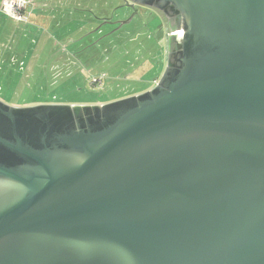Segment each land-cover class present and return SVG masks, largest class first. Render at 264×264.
I'll list each match as a JSON object with an SVG mask.
<instances>
[{"label":"water","instance_id":"1","mask_svg":"<svg viewBox=\"0 0 264 264\" xmlns=\"http://www.w3.org/2000/svg\"><path fill=\"white\" fill-rule=\"evenodd\" d=\"M176 18L153 88L0 101V264H264V0Z\"/></svg>","mask_w":264,"mask_h":264},{"label":"rangeland","instance_id":"2","mask_svg":"<svg viewBox=\"0 0 264 264\" xmlns=\"http://www.w3.org/2000/svg\"><path fill=\"white\" fill-rule=\"evenodd\" d=\"M130 14L121 0H29L22 21L1 11L0 101L105 104L153 88L166 67L167 23L145 8L119 28L102 21Z\"/></svg>","mask_w":264,"mask_h":264},{"label":"built area","instance_id":"3","mask_svg":"<svg viewBox=\"0 0 264 264\" xmlns=\"http://www.w3.org/2000/svg\"><path fill=\"white\" fill-rule=\"evenodd\" d=\"M29 0H2L0 10L8 17L22 21L25 17V9L28 6ZM101 78H93L92 84L101 83Z\"/></svg>","mask_w":264,"mask_h":264},{"label":"flooded vegetation","instance_id":"4","mask_svg":"<svg viewBox=\"0 0 264 264\" xmlns=\"http://www.w3.org/2000/svg\"><path fill=\"white\" fill-rule=\"evenodd\" d=\"M2 1V0H1ZM1 3V2H0ZM132 0H121V6H126L127 4H131ZM135 7L138 8V12L140 11L141 8H145L148 10L149 16L154 15L156 18H160L162 21H166L167 25H168V32L170 31V24L171 23H175L176 18H172V16H168L167 12L157 8V7H153V6H149V5H143V4H133ZM128 8H130L129 6H126ZM131 9V13H132V8ZM1 13V10H0ZM102 21L104 22H111L114 23L113 21L109 20V18H102ZM115 26H118L117 23H114Z\"/></svg>","mask_w":264,"mask_h":264},{"label":"crops","instance_id":"5","mask_svg":"<svg viewBox=\"0 0 264 264\" xmlns=\"http://www.w3.org/2000/svg\"><path fill=\"white\" fill-rule=\"evenodd\" d=\"M32 14H34V12H32ZM32 16V15H31Z\"/></svg>","mask_w":264,"mask_h":264}]
</instances>
